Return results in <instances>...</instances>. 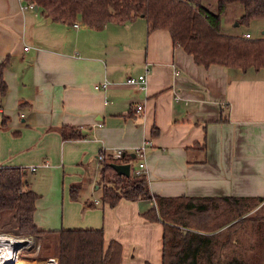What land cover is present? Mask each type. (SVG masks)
<instances>
[{
    "label": "crops",
    "instance_id": "0c3cea01",
    "mask_svg": "<svg viewBox=\"0 0 264 264\" xmlns=\"http://www.w3.org/2000/svg\"><path fill=\"white\" fill-rule=\"evenodd\" d=\"M26 4L0 0V167L26 170L39 229H101L121 244L122 264H161L163 226L142 215L153 201L99 199L98 155L122 148L133 168L144 141L152 195L249 197L247 214L264 215L262 69L198 65L142 17L74 26ZM141 73L144 89L125 82ZM241 226L223 256L252 255Z\"/></svg>",
    "mask_w": 264,
    "mask_h": 264
},
{
    "label": "trees",
    "instance_id": "16d2710c",
    "mask_svg": "<svg viewBox=\"0 0 264 264\" xmlns=\"http://www.w3.org/2000/svg\"><path fill=\"white\" fill-rule=\"evenodd\" d=\"M24 1L33 2L53 20L68 24L81 20L90 27L106 23L124 24L142 17L152 28L168 30L172 45L180 46L198 65L217 64L241 71L249 68L264 71V36L246 38L242 33L224 34L220 31L221 17L228 4L240 3L242 13L238 23L249 24L252 20L264 19V0H217L215 11H210L200 0ZM114 161L117 160L106 154L101 163L99 199L109 206L116 205L122 198L153 201L142 215L163 226L161 264H257L253 255L241 259L222 255L232 244L235 228L242 225L248 208L253 205L250 204L251 198L154 196L144 173L120 175L110 166ZM37 198L38 194L26 180L24 168L0 167L1 230L15 228L18 234L39 237L55 232L57 264H122L121 244L114 239L105 242L101 229H39L33 220ZM227 213L230 214L228 218ZM263 217L256 227L261 257ZM224 225H227L226 238L220 240L218 229ZM49 246V241L42 239L40 249L44 257ZM143 264L151 263L145 261Z\"/></svg>",
    "mask_w": 264,
    "mask_h": 264
},
{
    "label": "rangeland",
    "instance_id": "374dc122",
    "mask_svg": "<svg viewBox=\"0 0 264 264\" xmlns=\"http://www.w3.org/2000/svg\"><path fill=\"white\" fill-rule=\"evenodd\" d=\"M200 3L210 11L216 10L217 0H200ZM241 13L242 6L240 3L228 4L221 17L220 31L224 34H241L248 30L252 32V37L264 36V19H257V24L255 22H249V24L238 23ZM261 212L262 210L259 209L255 213L246 214V218H244L241 226L242 232L238 236L240 243H245L244 248L246 251L249 252V249L252 248V255L256 259L257 264H262L261 246L260 241L257 240L258 234L256 228L260 224ZM56 215L59 219L61 216L60 207L57 209ZM229 216L230 214L227 213L226 218ZM0 237H13L22 242L20 246H16L15 254L17 258L12 259V264H50L48 263L49 258L57 261L55 255L57 251V235L55 234L45 233L40 237L36 235H23L18 234L15 228H11L9 231L0 229ZM42 239L48 240L50 244L48 254L45 257L42 255L43 253L40 249ZM249 255L246 253L244 257L247 258Z\"/></svg>",
    "mask_w": 264,
    "mask_h": 264
},
{
    "label": "built area",
    "instance_id": "2783aa9c",
    "mask_svg": "<svg viewBox=\"0 0 264 264\" xmlns=\"http://www.w3.org/2000/svg\"><path fill=\"white\" fill-rule=\"evenodd\" d=\"M25 7L27 8H34L35 4L33 2H27V4L25 5ZM74 26H78L77 22H73ZM244 37L246 38H251V34L249 32H246L243 34ZM27 48V47H25ZM125 82L137 89H144L146 87V83H147V79H146V74L145 73H141L138 74L137 76H128L125 80ZM107 82L104 81L102 83H100L99 85L96 84L94 87L95 88H99V87H105L107 86ZM141 106L138 105L136 106L137 110H141ZM149 142L148 141H144L142 144L134 147V149H132V153L135 156L134 161L135 164L132 168V162L133 159L130 158L129 156V152L122 149V148H114V149H110V151H108V155L114 159L117 160L121 163H128L130 165V173L133 172L136 175H140L142 173L145 172L146 169V165H145V150L146 148L149 146ZM105 155L102 153H100L98 155V159L100 161H102L104 159ZM35 167L32 166L30 167V170H34ZM17 240V239H16ZM49 262L50 264H57V261L53 258H49Z\"/></svg>",
    "mask_w": 264,
    "mask_h": 264
},
{
    "label": "bare ground",
    "instance_id": "6f19581e",
    "mask_svg": "<svg viewBox=\"0 0 264 264\" xmlns=\"http://www.w3.org/2000/svg\"><path fill=\"white\" fill-rule=\"evenodd\" d=\"M16 239L13 237H0V264H12L16 259Z\"/></svg>",
    "mask_w": 264,
    "mask_h": 264
},
{
    "label": "water",
    "instance_id": "95a60500",
    "mask_svg": "<svg viewBox=\"0 0 264 264\" xmlns=\"http://www.w3.org/2000/svg\"><path fill=\"white\" fill-rule=\"evenodd\" d=\"M35 9H37V6L35 5ZM264 33V30H263ZM133 156V154H132ZM111 168H113L114 171H116L120 175L129 176L130 175V165L128 163H110ZM21 241H16V246L21 245Z\"/></svg>",
    "mask_w": 264,
    "mask_h": 264
}]
</instances>
